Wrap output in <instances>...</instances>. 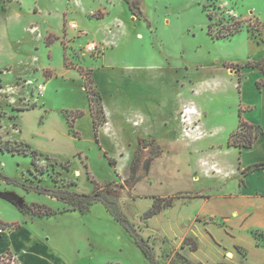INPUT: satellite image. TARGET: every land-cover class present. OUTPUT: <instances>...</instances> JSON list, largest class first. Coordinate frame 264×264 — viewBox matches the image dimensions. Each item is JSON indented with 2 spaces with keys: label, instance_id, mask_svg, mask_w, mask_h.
<instances>
[{
  "label": "rangeland",
  "instance_id": "1",
  "mask_svg": "<svg viewBox=\"0 0 264 264\" xmlns=\"http://www.w3.org/2000/svg\"><path fill=\"white\" fill-rule=\"evenodd\" d=\"M133 2L0 0V221L27 227L0 240L1 248H21L29 231L76 260L70 249L79 250L78 239L91 236V256L83 254L81 264H188L178 252L190 216L201 207L195 202H204L192 195L239 192L238 178L227 173L239 166L229 137L240 125L244 105L258 96L250 90L240 93L229 71L241 73L236 63L264 55V43L248 32L264 40V21L254 14L264 13V0ZM100 5L109 12L105 16L97 13ZM234 12L246 15L241 32L214 38L211 24L214 34H227L239 20ZM90 42L100 44L99 50L88 51ZM87 67H105L109 79L115 76L120 83L122 76H130L139 88L154 89L168 113L179 104L178 121L158 111L152 136L140 134L134 140L136 116L125 124L118 119L117 110L125 105L117 102V85L107 81L109 92L104 93L116 105H104ZM146 138L156 139L163 153L155 157L150 147L140 148ZM135 156L136 183L131 178ZM44 188L97 193L99 200L82 208L75 197H52L40 191ZM173 196L171 207L144 218L155 197ZM45 206L56 215L40 219L37 214ZM257 232L264 245V233ZM238 250L247 264V250ZM204 256V251L195 255ZM23 258L33 263L27 254Z\"/></svg>",
  "mask_w": 264,
  "mask_h": 264
},
{
  "label": "crops",
  "instance_id": "2",
  "mask_svg": "<svg viewBox=\"0 0 264 264\" xmlns=\"http://www.w3.org/2000/svg\"><path fill=\"white\" fill-rule=\"evenodd\" d=\"M98 11H100L97 12L100 16H105L109 13L106 11L104 5H100ZM234 13L237 16L236 12ZM67 14L68 12L65 13V16ZM254 14L258 15L264 21V13L261 10H257ZM237 17L239 20H242L246 15ZM248 32L254 41L259 44L264 43V40H257L253 36L252 31L248 30ZM263 57L264 55H259L250 59L254 61L262 59ZM236 64H246V62ZM87 68L91 70L95 89L101 95L104 105H116L114 102L110 103L109 96L104 93L105 91L109 92L108 89L106 90L107 81L111 79L117 85L116 90L119 93L117 102L120 101V103L125 105V109L117 110L118 119L121 123L125 124V121L128 122L131 119H135L136 116L138 123L136 129L139 132L134 135V140L140 137L138 136L140 134L145 135V137L152 136L153 129L159 125L158 111H162L167 117L172 118L176 122L178 121V113L180 112L178 111L179 104L173 108L172 113H168L166 107L161 108V100L154 89L149 87H145L144 89L139 88L137 80H131L130 76H122L123 80L120 83L116 82L115 76H110L109 79L107 75L108 71L105 67ZM229 74L231 77H237V89L240 93L244 92L246 94L245 91L250 90L255 96H258L257 100L252 104L244 105L242 108L244 111L243 116L240 115L238 122L240 123L241 119H244L251 124L259 125L264 130V87L260 89L257 86V81L264 77L263 73L257 68L244 67L241 73L239 70H233V72L229 71ZM142 83L147 86L144 82ZM176 90L178 89L176 88ZM114 91L113 88L110 96H114L112 94ZM177 92H173L172 95H174V98L177 96ZM238 128L239 126L232 133L236 132ZM229 148L237 152L239 166L238 168L234 167L231 173H227L238 178L240 190L238 193L207 195V197L202 190L192 195L194 199H204V202H195V204H199L201 207L190 216L191 222L189 228L182 239L184 241L186 237H191L198 243L199 247L197 250H191L189 245L184 247L181 245L180 251L189 260L194 262L202 261L206 264H215L221 261H229L232 264H245L244 255L238 250V248L243 247L248 253V257L246 258H249L247 259L249 262L247 264L253 261V257L256 259L251 264H264V245H260L258 239L253 234L255 231L264 233V165L261 168H255L256 164L264 163V134H261L256 139L252 147L240 148L237 146H229ZM208 173L210 174L211 172ZM214 197L221 200L208 204V200ZM47 217L51 216H46L45 218ZM45 218L41 217L40 219ZM25 222L27 223V221ZM24 224L12 232H0V240L13 235L16 230L24 229L26 227ZM69 233L72 237L76 238L73 235L72 228L69 230ZM245 234L248 235V238L245 237ZM28 235V242L24 240L21 248L15 249L13 246L0 247V254L8 250L14 251L21 264H27V261H24L25 259L23 258L26 254L29 256L30 262L33 261L32 264H81L83 254H85L84 257L86 258L91 256L89 246L94 243L91 236H88L87 239L77 238L82 245L79 246V250L70 249L73 256H75V252L77 253V259L73 260L67 259L56 246L48 243L49 239L40 238L29 231ZM71 247L74 248L73 245ZM199 251L206 253V256H204L205 259L195 257ZM227 255L229 258L226 257ZM113 261L115 263H122V259H114Z\"/></svg>",
  "mask_w": 264,
  "mask_h": 264
},
{
  "label": "trees",
  "instance_id": "3",
  "mask_svg": "<svg viewBox=\"0 0 264 264\" xmlns=\"http://www.w3.org/2000/svg\"><path fill=\"white\" fill-rule=\"evenodd\" d=\"M129 2V1H128ZM136 5L138 4V0H135V2H133V5ZM210 18L213 20V15L210 14L209 15ZM240 28H241V20H237V22L235 23V26H233L232 28H228V33L227 34H222V33H219V34H214L212 32V24L211 26L209 27V33L214 37V38H218V39H222V38H231L233 35H235L236 33L238 32H241L240 31ZM251 31V30H249ZM237 68L239 69H243L244 67H252V68H257L259 69L263 75H264V57L262 59H259V60H254V61H247L246 64L242 65V64H236ZM257 86L258 88H263L264 87V77L261 78L259 81H257ZM87 87H88V84H87ZM89 89V87H88ZM88 94L90 93L91 94V89L87 91ZM91 99L92 96H91ZM93 109V107L91 108ZM83 113L80 112L78 113L77 116H82ZM92 115H93V118L95 117L94 116V112L92 110ZM68 120V119H67ZM94 128H95V132H96V137H97V140H99V136H98V123L96 121V118H94ZM0 123H1V120H0ZM68 126L71 130V132L74 133V135L77 134V132H75L73 130V122H71L70 120H68ZM261 134H264V130L262 129V127H260L259 125H255V124H251L247 121H245L244 119H241V122H240V125H239V128L236 132L232 133L231 136L229 137V146H237V147H240V148H245V147H252L256 141V139L261 135ZM77 136V135H76ZM139 147L140 148H151L152 150V153H154L153 155L155 157H158L159 155H161L163 153V149L161 147V145L159 143L156 142V139L154 138H146V139H142L141 142L139 143ZM0 149H2V147H0ZM3 150V149H2ZM138 158L135 156L133 161H132V164H131V168H132V176L131 178L134 177V179H132L135 183L138 182L139 180V177H137V171H138V167H137V162ZM152 161H153V158H152V155L150 158H148L147 160V163H146V170L149 171L151 166H152ZM116 161H113L112 164H116L115 163ZM32 164L33 165H36V160L35 158L32 159ZM264 163H261V164H256L255 165V168H261L263 167ZM136 177V178H135ZM131 181V180H130ZM41 192H44L52 197H56V198H60L62 197L61 194H66L67 196L70 195L72 197H75L74 201L78 200V205H80L82 208L86 205L87 207L93 203L96 202V200L98 201L99 199L97 198L98 194H86V193H82V194H76L70 190H64L62 193H57L56 191L54 190H51V189H47V188H44V189H40ZM174 196L173 197H169V198H162V197H155L154 199V203L152 205V207L145 212L144 214V218L145 219H150L152 217H154L155 215L161 213L164 209L168 208V207H171L173 205V202H174ZM75 202H73L74 204ZM44 206V205H43ZM56 212L51 208V207H48V206H45V210L40 212L39 214H37L38 217H46V216H52L54 215ZM126 225H129L127 222L125 223ZM22 224L20 223H5V222H2L0 221V231H9V232H12L14 231L15 229L21 227ZM131 228V231H132V234L133 236L135 237L137 243L139 245H142L140 239H139V236L138 234L135 232V230L130 226ZM256 232H253L254 236L258 239L259 242H261V234L258 236L256 235ZM258 233V232H257ZM186 245H189L191 250H197L198 249V243L191 237H186L182 243V246H186ZM178 255L184 259L188 264H206L202 261L200 262H192L191 260H189L188 257H186L183 253L181 252H178ZM0 264H21L19 262V260L17 259V256L15 255V253L11 250H8L7 252H4V253H1L0 254ZM215 264H229L225 261H221V262H218V263H215Z\"/></svg>",
  "mask_w": 264,
  "mask_h": 264
},
{
  "label": "built area",
  "instance_id": "4",
  "mask_svg": "<svg viewBox=\"0 0 264 264\" xmlns=\"http://www.w3.org/2000/svg\"><path fill=\"white\" fill-rule=\"evenodd\" d=\"M74 26H75V24H72V27H74ZM99 48H100V44H98L97 42H90V43H88V45H87V50L90 51V52H94V51H96V50H99ZM43 88H44V86L41 85V84L38 86V89H39L41 92H42ZM184 111L189 112V111H191V108L186 107V108L184 109ZM185 120H188V117H186Z\"/></svg>",
  "mask_w": 264,
  "mask_h": 264
}]
</instances>
